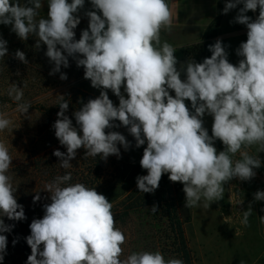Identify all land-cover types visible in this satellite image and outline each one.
<instances>
[{
    "label": "clouds",
    "instance_id": "1",
    "mask_svg": "<svg viewBox=\"0 0 264 264\" xmlns=\"http://www.w3.org/2000/svg\"><path fill=\"white\" fill-rule=\"evenodd\" d=\"M90 2L94 10L85 13L88 29L77 40L74 29L80 18L75 14L85 0H48V18L40 16L41 0H27L26 4L0 0V24L11 25L21 40L36 36L37 49L41 43L46 45L45 55L54 65L50 75L59 73L61 66L69 67L71 57L77 67H83L91 86L102 89L98 97L73 113L78 127L65 115L68 101L58 95L60 111L53 128L66 153L57 149L53 155L61 168H70L81 148L86 150L85 157H119L118 145L128 150L130 142L120 132L106 129L122 125L135 138L137 148L147 145L140 160L147 175L136 178L141 193H154L162 175L169 174L171 182L183 185L184 207L199 208L203 203L209 208L223 199L228 181L254 178L261 160L247 149L255 145L257 153L264 151V0H228L223 9L227 14L243 5L235 17V22L247 27V40L236 50L241 57L238 65L228 61L222 41L217 39L208 46L210 57L200 63L189 59L179 69L174 55L177 49L160 39L162 29L171 30L168 0ZM258 7L255 20L246 15ZM7 52V41L0 38V58ZM15 57L28 63L20 50ZM60 79L66 80L67 75L61 73ZM107 90L118 97V106ZM7 94L17 102L18 111L27 114L31 104L22 102L23 87L12 83ZM206 114L213 117L211 136L203 126ZM10 124L0 113V132ZM216 140L225 146L223 151L217 152ZM237 153L240 158L233 159ZM11 164L9 150L0 141V216L20 221L26 217L7 175ZM71 179L67 172L45 185L50 203L43 205V218L33 219L29 226L26 242L31 255L26 264H184L181 259L166 260L158 250L133 252L121 259L126 236L116 227L112 203L95 188L69 183ZM254 198L264 201V191H257ZM39 200V194L33 197L34 203ZM151 211L158 208L153 206ZM250 215V209L243 211L242 225L248 226ZM11 227L0 219V233ZM6 245V236L0 235V262Z\"/></svg>",
    "mask_w": 264,
    "mask_h": 264
},
{
    "label": "rangeland",
    "instance_id": "2",
    "mask_svg": "<svg viewBox=\"0 0 264 264\" xmlns=\"http://www.w3.org/2000/svg\"><path fill=\"white\" fill-rule=\"evenodd\" d=\"M227 2L228 0H224V7ZM20 3L26 4L27 0H20ZM168 3L172 12L171 30L162 29L160 39L177 49L174 55L178 61V69L189 60L182 49L204 38L215 42L217 39L221 40L228 61L238 65L241 57L237 56L236 50L247 40V27L235 22L242 4L225 15L223 12L218 25L216 19L220 7H223L222 0H168ZM41 4L40 16L48 18V0H41ZM90 10H94L91 2L85 0L84 7L75 14L80 18V23L74 29L77 40L81 32L88 29L89 20L85 13ZM256 11L259 15L258 8ZM246 15L252 20L255 18L251 10ZM0 38L7 41L8 49L6 56L0 58V113L11 120L9 128L0 132V141L5 143L12 157L7 175L17 189L14 195L17 203L23 206L26 217L18 221L21 225L18 230L5 232L8 243L0 264H26L27 257L31 255V248L26 242V237L31 234L29 226L33 219L43 218V205L50 203V193L44 190L45 185L67 172L72 174L69 183H82L86 187L95 188L112 203L116 227L126 236L121 259L133 252L157 250L166 260L175 258V251L169 242L171 228L168 216L165 209L155 202L157 194L169 195L166 189L158 188V192L154 193L140 192L128 200L131 192L137 188V175L131 178L129 176L133 170L141 168L140 160L146 143L137 148L135 138L125 126L107 129L106 131H117L124 135L130 142V147L125 150L118 145L119 157L110 155L106 160L100 157L103 169L98 172L99 176L96 173V158L85 157L86 150L83 148L77 150L76 157L70 161V168H61L59 158L53 155L57 149L66 153V148L59 143L53 128L60 111L58 95H63L68 101L69 107L65 115L74 123L73 113L79 105L81 93L96 98L102 89L91 86L90 80L84 78L83 67H77L71 57L69 67L61 66L59 73L50 75L54 65L45 55L46 45L41 43L39 49L35 48L36 36L21 40L11 31V25L0 24ZM17 50L25 53L27 64L15 57ZM61 73L67 75L66 80L60 79ZM184 78V73H181V79ZM12 83L23 87L22 102L31 104L27 114L18 111L17 102L7 94ZM121 91L123 92V87ZM169 91L171 95H175L174 91ZM107 93L113 104L118 106V97L111 90H107ZM125 96L127 98L126 93ZM185 104L194 111L190 101L186 100ZM203 121V126L210 134L213 117L206 114ZM114 123L119 125L120 122ZM214 147L217 152L224 150L219 149L216 141ZM247 151L250 155H258L261 160V166L254 169L255 177L248 181L233 178L224 185L223 199L212 202L209 208H204L203 203L199 208H190L192 219L184 229L196 259L195 264H264V220L261 219L264 217V201L254 198L257 191H264V151L257 153L255 145ZM239 158V153L233 157ZM37 194L40 200L34 203L33 197ZM144 203L148 205L143 206ZM153 206L158 211L153 213ZM248 209L251 210V215L248 226H244L240 221L243 211ZM13 241L16 243L13 244Z\"/></svg>",
    "mask_w": 264,
    "mask_h": 264
},
{
    "label": "trees",
    "instance_id": "3",
    "mask_svg": "<svg viewBox=\"0 0 264 264\" xmlns=\"http://www.w3.org/2000/svg\"><path fill=\"white\" fill-rule=\"evenodd\" d=\"M222 17H223V7L221 6L219 9V16L216 19L218 25L221 22ZM214 43H215L214 40H208L207 38H204L201 41L189 45L184 49H182V53L187 59H192L195 62L200 63L203 62L205 58L211 56V52L209 51L208 46ZM79 98H80L78 103L79 105L77 108H75V111L79 110L84 103L88 102L89 99H94L95 97L81 93V96H79ZM73 126H77L76 121L73 123ZM211 134L212 132L210 131L209 135L211 136ZM216 143L218 144L220 150L224 149L225 146L221 141L216 140ZM95 158L98 162L96 164L97 165L96 173L98 175V172L103 169V161L102 163H100L101 162V159L99 160L100 156H97ZM134 175L137 176L147 175V170L143 169L142 167L141 168L138 167L136 171L133 170L130 173L129 177L130 178L134 177ZM168 175L169 174L162 175L158 188L166 189L169 195L159 196V194H157L156 195L157 199L155 202L165 209L166 214L168 216V221L171 228V236L169 237L170 239L169 242H170V247L175 251L174 252L175 258L183 260L184 264H195L196 259L189 246V242L186 237V233L184 229L185 225L191 222L192 219L191 211L190 208L184 207L185 194L182 191L183 185L180 182H171L168 178ZM139 193L140 192L138 188L134 189L129 195L128 200L133 198ZM147 205H148L147 203H144L143 206H147ZM0 219L4 221L5 225L12 226L11 229L14 231L18 230L21 227L20 223L17 220L13 221L9 219L7 216H0ZM0 235H5V232L0 233ZM5 236L7 238L8 235L6 234Z\"/></svg>",
    "mask_w": 264,
    "mask_h": 264
},
{
    "label": "crops",
    "instance_id": "4",
    "mask_svg": "<svg viewBox=\"0 0 264 264\" xmlns=\"http://www.w3.org/2000/svg\"><path fill=\"white\" fill-rule=\"evenodd\" d=\"M201 1H205V0H201ZM210 1H212V0H210ZM223 1V9H224V0H222ZM254 13V20L258 17V15H257V11H254L253 12ZM224 15H225V13H224ZM225 20V19H224ZM239 31V30H238ZM238 31H236V32H238Z\"/></svg>",
    "mask_w": 264,
    "mask_h": 264
}]
</instances>
